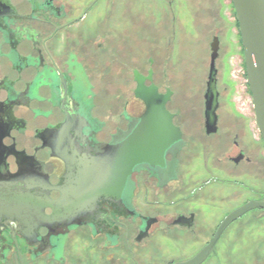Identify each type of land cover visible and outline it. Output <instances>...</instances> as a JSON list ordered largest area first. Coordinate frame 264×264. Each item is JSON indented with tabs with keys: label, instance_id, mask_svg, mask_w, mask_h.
<instances>
[{
	"label": "flooded vegetation",
	"instance_id": "obj_1",
	"mask_svg": "<svg viewBox=\"0 0 264 264\" xmlns=\"http://www.w3.org/2000/svg\"><path fill=\"white\" fill-rule=\"evenodd\" d=\"M143 2L139 20L138 0H0V264H184L249 202L252 170L264 185L261 136L254 140L245 113L224 98L218 58L215 131L208 133L210 57L203 101L187 108L183 85L155 69L170 60L175 35L183 47L184 28L170 35L154 22L153 0ZM135 72L142 88L170 93L164 108L172 117L162 120L176 140L158 164L135 166L120 194L98 198L72 220L56 217L64 188L82 184L67 182L76 168L55 156L57 132L68 120L61 145L69 158L122 142L146 112ZM123 73L134 84L130 100L122 97ZM253 192V201H264V191ZM244 216L221 231L200 264H231L245 238Z\"/></svg>",
	"mask_w": 264,
	"mask_h": 264
},
{
	"label": "water",
	"instance_id": "obj_2",
	"mask_svg": "<svg viewBox=\"0 0 264 264\" xmlns=\"http://www.w3.org/2000/svg\"><path fill=\"white\" fill-rule=\"evenodd\" d=\"M231 3L238 24L254 122L264 146V0H231ZM210 51L208 83L204 95L205 116L209 120L207 126L209 125L211 129L208 133L215 131L216 123L215 61L219 51V42L216 37L210 44ZM134 76L137 82L135 96L143 101L146 112L122 142L107 145L101 153L96 155L84 154L77 159L75 156L69 158L67 152L70 149L61 145L68 132V120L57 132L58 145H56L55 156L66 163L67 169H70L71 165L76 168L75 176L67 177V182L82 184L74 188L72 186L64 188L63 199L53 206L56 217L72 220L68 217L69 215L91 211L98 198L120 194L135 166L158 164L157 162L162 160L164 150L176 140L171 122L162 120L172 117L164 108L170 93L158 96L154 89L142 88L137 72ZM122 81L123 77L120 78V85ZM114 83L112 81L110 84ZM110 113L109 109L106 110V115ZM258 209L264 210V201H249L231 212L219 226L217 235L209 246L184 264H200L206 258L212 243L227 225L242 215Z\"/></svg>",
	"mask_w": 264,
	"mask_h": 264
},
{
	"label": "rangeland",
	"instance_id": "obj_3",
	"mask_svg": "<svg viewBox=\"0 0 264 264\" xmlns=\"http://www.w3.org/2000/svg\"><path fill=\"white\" fill-rule=\"evenodd\" d=\"M139 1L134 6L138 9L135 15L140 20L138 11L144 19L147 2L140 4ZM152 7L154 22H164L170 30V35L173 28L175 32L178 31L179 26L184 28L183 47L177 40L178 35H175V41L171 43L170 60L162 64L155 63L158 76L161 75L162 68H166L170 84L179 82L183 85L186 107L199 106L203 101L202 86L208 72L210 44L213 37H217L219 56L216 67L219 72V84L228 88L223 95L226 94L227 101L237 110L239 109V112L245 113V119L250 121L253 138L257 139L259 132L254 122L252 100L246 82L243 50L231 0H153ZM129 16L128 19L133 21V14L132 17ZM134 32L137 37H142V31ZM139 46H144V44L141 43ZM122 75L123 81L120 85L122 97L130 100L131 90L134 87L132 77L124 73ZM107 85L115 87L116 83ZM258 143L263 148L262 142ZM253 178H257V173L252 170L250 185H246L248 193L245 192V202L256 199L257 194L253 191H264V185H257L256 179ZM243 219H245V238L241 241V246L238 243L234 246V252L230 256L231 264H264V210L250 211Z\"/></svg>",
	"mask_w": 264,
	"mask_h": 264
}]
</instances>
